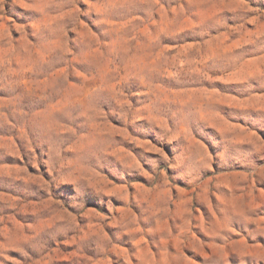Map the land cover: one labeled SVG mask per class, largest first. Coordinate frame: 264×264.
Listing matches in <instances>:
<instances>
[{
    "label": "clouds",
    "instance_id": "1",
    "mask_svg": "<svg viewBox=\"0 0 264 264\" xmlns=\"http://www.w3.org/2000/svg\"><path fill=\"white\" fill-rule=\"evenodd\" d=\"M0 264H264V0H0Z\"/></svg>",
    "mask_w": 264,
    "mask_h": 264
},
{
    "label": "rangeland",
    "instance_id": "2",
    "mask_svg": "<svg viewBox=\"0 0 264 264\" xmlns=\"http://www.w3.org/2000/svg\"><path fill=\"white\" fill-rule=\"evenodd\" d=\"M249 71H259V67L256 65L250 66ZM221 87H230V88H235L237 87L236 85H225V84H221ZM256 103H260V101H256Z\"/></svg>",
    "mask_w": 264,
    "mask_h": 264
}]
</instances>
